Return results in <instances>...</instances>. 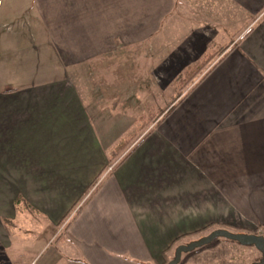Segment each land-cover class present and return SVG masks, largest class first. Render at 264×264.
I'll return each instance as SVG.
<instances>
[{
	"label": "crops",
	"instance_id": "crops-1",
	"mask_svg": "<svg viewBox=\"0 0 264 264\" xmlns=\"http://www.w3.org/2000/svg\"><path fill=\"white\" fill-rule=\"evenodd\" d=\"M32 2L68 76L0 83V264H167L180 237L177 246L218 228L264 232V0H217L239 14V44L218 41L211 1L207 20L162 40L151 72L163 86L216 48L232 51L111 172L115 147L135 124L115 120L119 105L106 104L94 60L156 49L154 38L169 37L194 1ZM79 201L60 240L68 255L29 262L16 223L27 232L61 227ZM14 242L21 249L7 261ZM212 244L258 261L254 246Z\"/></svg>",
	"mask_w": 264,
	"mask_h": 264
},
{
	"label": "rangeland",
	"instance_id": "rangeland-1",
	"mask_svg": "<svg viewBox=\"0 0 264 264\" xmlns=\"http://www.w3.org/2000/svg\"><path fill=\"white\" fill-rule=\"evenodd\" d=\"M193 1L189 7H185L187 10L178 18L180 24L175 31H170L169 37L166 38L162 34L154 38L152 43L156 45V49L150 48L147 44V48L144 49L146 51L141 50L139 53L133 54L118 53L94 60L92 73L105 89L106 104L113 106L115 102L119 105L116 109L117 113H113V115H115V120H120L121 126L134 122L135 127L131 133L136 131L137 121L141 116L150 115L153 110L157 112L165 109L173 99L179 96L178 79L183 76L184 71H181L174 80L163 86L154 80L151 72V65H153L151 57H154L159 51L161 42H174L177 40V36H181L185 30L189 31L199 24V20L204 18L207 20L208 17L203 15L204 7H208L205 3L211 1L209 6L216 18L214 24L221 29L222 34L218 41L226 46L237 42L239 44L240 33H237L235 28H241V22L239 14L233 7L220 5L217 0ZM192 11H196V13L192 14ZM173 26L176 27L175 23ZM218 41L216 44H219ZM226 46L223 47L225 51L229 50V46ZM217 50L219 48H216ZM217 60L219 59L216 58L214 62ZM67 76L43 23L38 20L32 0H0V83L51 82L65 79ZM112 89L120 96L114 97ZM117 99L120 102H116ZM109 116L112 119L111 114ZM157 122H149L147 128L139 134L129 150L142 141ZM124 153L126 154V151ZM122 155L123 153L117 156L113 163L110 162L112 164L107 167L108 169L106 168L108 172H111L124 158L125 155ZM118 157L120 158L118 159ZM80 202L76 203L63 218L61 227L52 225L45 229L37 228L27 232L26 228H23L25 225L16 223L19 228L14 233L20 235L24 241L27 240L30 244L25 247V252L30 256L34 254L30 259L26 257L30 260L29 262L38 257L35 261L37 262L43 255L44 261H48V258H52L58 253L63 257L68 255L64 246L60 244V240L64 239L63 231L77 214ZM39 233H42L41 240L34 242L38 239L33 240L32 238ZM261 233L264 235L263 231ZM55 234L58 235L57 238L52 239ZM14 239L17 237L14 236ZM209 245L210 248H197L184 254L180 264H251L256 260L252 254L240 255L236 251L228 250H226V254V248L213 249L211 248L213 244ZM19 249H21L20 244L14 242L6 252L5 259L10 261L18 257ZM257 253H259L257 257L259 261L262 255L259 251Z\"/></svg>",
	"mask_w": 264,
	"mask_h": 264
},
{
	"label": "trees",
	"instance_id": "trees-1",
	"mask_svg": "<svg viewBox=\"0 0 264 264\" xmlns=\"http://www.w3.org/2000/svg\"><path fill=\"white\" fill-rule=\"evenodd\" d=\"M231 51L232 49H230L228 52ZM228 52H225V48H221L213 53L205 54L199 62L184 70L183 76L178 79V87L180 91L179 96L173 99L170 102L169 106H167L165 109L157 112L153 110L150 115L141 116L137 121L138 127L136 128V131L124 137L116 145L115 155L110 160V162H113V160L117 156L121 155L130 148V146L137 139L139 134L147 128L149 122L158 121V124L159 122L165 120L173 111H175L179 107V105L184 101V99L188 96V94L192 90H194L203 80H205L208 75L224 60L227 54H229ZM216 58H218L219 60L214 62ZM128 155H130V152L127 154V156ZM127 156L124 157L118 165L122 164L123 161L127 158ZM22 200L23 199L19 198L16 200V203L20 204L23 202ZM202 232L203 231H200L198 232V234H201ZM254 233H257V231H255ZM186 237H180L179 239H176L168 250L175 249L179 241Z\"/></svg>",
	"mask_w": 264,
	"mask_h": 264
},
{
	"label": "water",
	"instance_id": "water-1",
	"mask_svg": "<svg viewBox=\"0 0 264 264\" xmlns=\"http://www.w3.org/2000/svg\"><path fill=\"white\" fill-rule=\"evenodd\" d=\"M217 238L238 242L244 246H254L260 251L262 257L254 264H264V235L257 233L235 232L226 228H218L209 234L188 243H183L175 248L174 257L167 264H180L183 254L190 253L197 248L211 244Z\"/></svg>",
	"mask_w": 264,
	"mask_h": 264
},
{
	"label": "built area",
	"instance_id": "built-area-1",
	"mask_svg": "<svg viewBox=\"0 0 264 264\" xmlns=\"http://www.w3.org/2000/svg\"><path fill=\"white\" fill-rule=\"evenodd\" d=\"M258 234H262V233H261V230H259Z\"/></svg>",
	"mask_w": 264,
	"mask_h": 264
}]
</instances>
